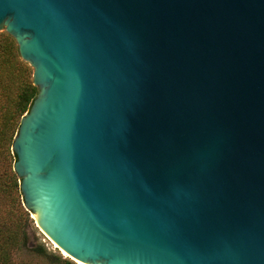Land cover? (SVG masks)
<instances>
[{"label":"water","instance_id":"1","mask_svg":"<svg viewBox=\"0 0 264 264\" xmlns=\"http://www.w3.org/2000/svg\"><path fill=\"white\" fill-rule=\"evenodd\" d=\"M37 96L11 150L76 264H264V0H0Z\"/></svg>","mask_w":264,"mask_h":264},{"label":"trees","instance_id":"2","mask_svg":"<svg viewBox=\"0 0 264 264\" xmlns=\"http://www.w3.org/2000/svg\"><path fill=\"white\" fill-rule=\"evenodd\" d=\"M32 72L21 60L15 40L0 33V264H76L47 251L41 243L31 246L33 220L23 207L20 180L13 171V138L38 92Z\"/></svg>","mask_w":264,"mask_h":264},{"label":"rangeland","instance_id":"3","mask_svg":"<svg viewBox=\"0 0 264 264\" xmlns=\"http://www.w3.org/2000/svg\"><path fill=\"white\" fill-rule=\"evenodd\" d=\"M30 218H31V215H30ZM29 233H31V241H30L31 246L34 245L36 242L41 243L44 245V247L47 249V251H49L53 254H56V255H60V256H62V258H65L48 241H46L40 234H38V230L36 229L34 220H33V223L31 225V228L29 229ZM21 258L26 259L24 255H21Z\"/></svg>","mask_w":264,"mask_h":264}]
</instances>
